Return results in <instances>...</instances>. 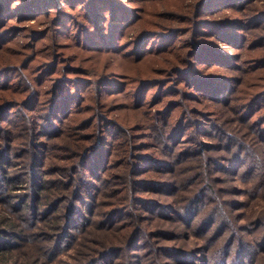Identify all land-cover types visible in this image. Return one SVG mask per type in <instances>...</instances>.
Returning a JSON list of instances; mask_svg holds the SVG:
<instances>
[{
	"label": "rangeland",
	"instance_id": "374dc122",
	"mask_svg": "<svg viewBox=\"0 0 264 264\" xmlns=\"http://www.w3.org/2000/svg\"><path fill=\"white\" fill-rule=\"evenodd\" d=\"M123 1L130 4L133 12L139 13L140 18L118 36L120 45L117 48L107 50L93 44L86 45L76 34L75 27L69 31L71 24L66 33L58 34L50 30L45 34L42 31L48 29L47 22L37 21L34 15V18L18 21L21 26L11 27L8 22L13 23L10 21L14 19L9 17L14 15L5 16L0 12V68L9 64L13 71L7 72V78L6 74L0 75V80L6 81L8 89V92L0 95V108L5 102L18 101V104L13 103L15 108H9L6 113L0 112V151L5 149L0 157V175L1 169L8 170L0 177V217L3 216L7 221L17 219L19 213L28 210L34 176H40L42 180V176L47 175L45 182L56 180L58 183L70 181L73 177L72 187L76 184L81 188L82 181L90 182V188H96L98 205L96 206L94 199L90 197L89 203L92 201L96 209L103 212L106 209L113 210L116 206L121 207L120 201L115 200L116 196H122V193L126 192L128 185L132 184L131 180L137 182L139 194L147 187L143 186L142 180L160 179L162 174L164 176L172 172L169 169L164 170L166 165L162 164L160 166L163 169H156L150 159H159L163 163L169 151L171 154L176 153V149L174 152V148H171L174 144L179 143L178 147L182 148L189 147V144L194 147L201 146L206 148L203 152L214 153L220 145L217 139L218 125L227 133L232 131L247 138L253 146L252 157H264L257 145L259 141H253L256 137L249 131L260 132L264 128V94L262 96L259 92L264 90V0H208L209 2L203 3L200 8L197 6L199 0ZM239 22L245 23H242L241 27ZM209 23H215L213 28H209ZM234 26L238 28L234 29ZM162 27L172 30L164 45L167 49L165 52L153 50V46H156L154 39H147V50L139 54L133 53L132 42L135 34ZM216 27H221L226 36L217 34ZM195 35L204 38L205 46L201 54L196 49L194 52V48H191L193 52L185 51L187 43L193 40ZM187 56V60H183ZM175 66L182 67V70H172ZM186 67L193 70L200 83L210 75L214 78L209 79L214 82L220 79L229 81L235 90L240 87L239 95L228 97L225 93L227 101L213 99L194 81L188 79L183 73ZM19 73L22 78L14 80L13 76L17 79ZM232 76L234 79H231ZM104 78H118L120 83L111 82L115 86L109 90H98L101 94L97 97V86L91 82L100 83ZM73 79L84 81L81 90L83 96L80 101H74L67 112H63L66 114H62V121L72 118L71 121L78 122L76 126L79 138L74 136L67 142L64 134L53 135L44 128L43 119L39 120L38 124V114H31L26 118L33 111L25 110V114L21 111V106L29 102L26 100L29 99L30 93V90H26V81H32L33 85L37 83L41 87L44 92L40 95L41 100L47 96L50 97L47 99H51L58 88L62 87L60 82L55 86L56 81ZM18 81L25 82L20 85ZM15 84L20 85L19 88L13 87ZM62 88L64 89L65 85ZM84 95L90 97L85 100ZM96 101L100 102L98 109L119 121L124 125L121 129H127L128 133L119 132V126L112 123L109 124L110 127L107 124L109 129L106 131L99 129L98 119L89 123L96 114L92 113L88 106ZM34 102H37V98ZM45 105L44 103L43 106L47 108ZM162 105L163 108L158 110ZM45 108L41 106L39 111H44ZM29 121L33 122L32 127L26 124ZM52 121L57 131L64 126V122L62 126L56 118ZM87 121L88 124L84 128ZM180 122L182 130L174 142L171 133ZM249 123L254 124V127L251 128ZM261 125L263 126L259 127ZM113 129H116L114 135ZM33 131H37L36 136L32 134ZM105 135H108L110 142L107 140L106 146L100 152L101 156L94 155L102 158L104 163L95 168L91 166V169L84 166V161H80V155L84 151L78 140L95 143L97 137L103 138ZM128 135H131L130 138ZM9 137L13 138V142L11 147H6ZM226 138L227 136L222 144H227ZM113 140L114 143L110 147ZM67 143L73 149L67 147ZM238 143L235 140L230 144L237 148ZM169 148L171 149L168 150ZM32 153L36 157L34 155V158H31ZM199 153L196 154L195 151L189 157H197ZM241 157L245 164L251 163V156L245 152ZM86 159L89 160V157ZM30 161L36 162L37 168L43 166L41 170H36L37 175L30 170ZM260 163L262 161L259 164L254 163L251 170L248 164L241 168L236 167L239 175L231 172L226 173L228 178L224 177L225 174L216 176V187L222 189L219 194L230 221L233 225L240 226L245 221L241 216H245V224L250 227L248 229H252V240L255 242L262 239L260 237L264 232L262 228H255L257 222L250 221L257 219L259 215L264 216V179L260 181L261 187L257 180L258 175H264V167ZM89 164L93 165V162ZM192 171L195 169L184 170L186 175L193 173ZM259 178L261 180L262 177ZM11 184L14 186L10 191L4 189L5 185ZM143 195L154 197L153 194ZM4 197L6 199L2 200ZM68 202L69 198L63 200L57 207L58 211L66 208ZM128 202L129 208L133 207L136 212L149 217L151 211L147 210L145 204L142 205L137 199H130ZM17 203L19 206L16 207ZM38 204L42 203L38 200ZM6 208L9 211H5ZM149 223L159 224L160 220L150 217ZM166 225L172 227L175 224L167 221ZM2 227H5V224H2ZM92 235L86 233V237ZM84 240L87 241L86 238H83ZM49 264H58V260L51 263L49 261ZM256 264H264V248L260 249Z\"/></svg>",
	"mask_w": 264,
	"mask_h": 264
},
{
	"label": "trees",
	"instance_id": "16d2710c",
	"mask_svg": "<svg viewBox=\"0 0 264 264\" xmlns=\"http://www.w3.org/2000/svg\"><path fill=\"white\" fill-rule=\"evenodd\" d=\"M206 2L209 1H197L198 8ZM131 8L133 7L123 0H0L1 14L5 16L14 15L9 17L14 19L10 21L13 23L8 22L11 27L21 26L18 25V21L31 19L34 16L37 17V21L47 22L48 29L42 31L45 34L50 30L58 34L66 33L69 24H71L69 31L75 27L76 34L80 40L83 39L86 45L93 44L96 47H103L105 50L117 48L120 45L117 40L118 36L124 33L125 28L140 18L139 13H134ZM215 23H209L211 24L209 28H213L212 26ZM242 23L245 22H239V26ZM236 26H234V29L238 28ZM170 29L169 27H162V29L144 30L139 34H135L132 42L133 53L139 54L147 50V44L149 43H145L147 39H154V44L157 47L153 46V50L165 52L167 49L164 45L167 36L172 32ZM222 31L221 27L215 29V32L219 35L224 34V31ZM194 38L187 43L185 51L190 53L196 49L201 54L200 52L205 46L204 38H200L198 35H195ZM191 48H194L193 51ZM183 54L185 55V53ZM187 58L188 56L183 60H187ZM4 66L0 68V75L6 74L7 78V72L12 73L13 71L9 68L11 65ZM174 68L182 70V67L179 66L173 67L172 70ZM188 68H184L183 73L205 93L211 95L213 99L227 101V94L228 97L239 95L240 87L235 90L229 81L220 79L214 82L209 79L214 78L210 75L207 79L201 80L203 83H200L193 70ZM14 75H16L15 71ZM18 76L17 79L13 76L14 80L22 78L21 73ZM61 79L63 78H59V80ZM231 79H234V77L232 76ZM79 80L56 81L55 86L60 82L59 84L62 87L65 85V88L63 89L60 86L51 99H47L50 98L47 96L46 99L41 100L39 99L40 95L44 93L41 87L37 83L33 85L32 81H26V90H30L29 96L26 94L29 98L26 100H29V102H27V105L21 106V111L25 114V110L33 111L26 118L31 114H38V124L39 120L43 119L42 126L44 128L46 127L53 135L64 134L68 139L67 142L74 136L79 138V131H77L78 127L76 126L78 122L71 121L72 118L62 121V114H66L63 112H67L74 101L82 99L81 90L84 81ZM101 80L103 81L100 83L91 82V84L97 86V92L98 90L113 88L115 84L112 85L111 82L120 83L118 78H104ZM159 80L163 81L162 79ZM18 82L21 85L25 81ZM19 86L15 84L13 87L19 88ZM0 87V95L3 92H8L6 81L0 80ZM259 92H261V95L264 94V90ZM100 94L99 92L98 94L95 93V96L98 97ZM89 97L90 95H84V99ZM36 98L37 102L35 103ZM47 101L48 103H46ZM13 103L18 104V101L3 103L0 112L6 113L9 108H15ZM39 103H41L40 106ZM44 103L47 108L43 106ZM99 104L100 102L96 101L95 104L88 106L91 108L92 113L96 114L91 121L89 120V123L98 119L97 127L99 129L106 131L110 127L109 124L112 123L117 127L119 126V132L125 131L128 133L127 129H121L124 128L122 127L124 125H121L119 121L117 122L116 119H112L100 111L98 109ZM7 105L8 107H6ZM37 106L45 108L44 111H39ZM163 106L157 109L160 110ZM54 118L60 121L62 126L64 122V126L58 131L57 127L52 124ZM26 124H30L32 127L33 122L29 121ZM87 124L88 121L85 123L84 128ZM249 126L253 128L254 124L250 125L249 123ZM181 128L182 123L180 122L172 131L173 141L179 137ZM218 129L217 139L220 145L214 153L207 154L203 152L206 148L194 147L189 143V147H178L180 144L177 143V145L171 146V148H174V152L176 149V153L171 154V151H169L163 163L159 159L157 161L156 159H150L154 162L156 169H163L160 166L162 164L166 165L164 170L169 169L172 172L163 176L162 173L165 171H161L162 176L159 177L160 179L142 180L144 182L142 183L143 186L147 187L142 189L139 194L137 192V182L131 180L130 183L132 182V184L128 185L126 192L122 193V196H116L115 200L120 201L121 207L116 206L115 209L110 211L106 209L102 212V210L95 208L98 205L96 203L98 197L95 196L96 188H90V182L82 181L83 187L81 188L76 184L72 187L73 177L70 179L71 183L68 180L58 183L56 180L45 182L44 179L47 175H43L42 180L40 176H34L28 210L19 213L17 219L7 221L3 216L0 217V264H49V261L51 263V261L57 260L58 264H256L260 256V249L264 248V232L260 237L262 238L261 241L257 239L258 241L255 242L252 240V229H248L250 227L245 224L247 219L245 216H241L245 220L242 225L235 226L232 224L224 207V201L219 194L222 189L216 187L218 184L216 176L225 174L224 177L228 178L227 174L236 172V167L241 168L248 164L251 170V167L254 168V163L259 164L261 161L260 164L264 167V157H252L253 146H251L252 143L250 144L247 141V138H243L232 131L227 133L220 125H218ZM114 130L116 129L112 130L113 135L115 134ZM249 131L256 137L253 141H259L257 145L261 148V155H263L264 128L260 132L257 130H255L256 132ZM36 132L33 131L32 134L36 136ZM130 136L128 135L129 138ZM225 136H227L228 142L222 144ZM107 140H109L108 135L103 138L97 137L95 143H84V141L78 140L84 151L80 155V161H84V166L91 169V166L95 168L104 163L102 158H97L94 155L101 156L100 152L106 146ZM235 140L239 142L237 148H233V145L230 144ZM6 142V147H11L13 138L9 137ZM113 143L114 140L110 143V147ZM66 146L73 149L68 143ZM255 149L257 150V148ZM4 150L0 151V157L5 152ZM195 151L196 154L200 152L199 155L189 157ZM244 152L251 156V163L245 164L244 159L241 157ZM34 155L32 153L31 158H34ZM88 157L89 160L86 159ZM91 162H93V165L89 164ZM35 164L36 162L31 163L30 161V170H33L37 175L36 170H41L43 166L37 168ZM185 168H189V170L194 168L195 171L186 175ZM1 170L0 177H3L4 172L8 170ZM237 172L236 174L239 175ZM257 177H262L261 180L257 178L260 184L259 187H261L262 183L260 181H263L264 175H258ZM13 186L12 184L5 185L4 189L10 191ZM143 194H153L154 197H144ZM88 197L94 199L96 206L93 205L92 201L89 203L90 198ZM68 198V206L58 211L57 207L60 203ZM5 199L4 197L2 200ZM130 199H137L142 205L145 204L147 210L151 211L149 217H144L141 215L144 213L136 212L133 207L129 208L128 200ZM38 200L42 203L41 205L38 204ZM17 206H19L18 203ZM5 211H9V209L6 208ZM99 211H101L100 214ZM127 216L131 219H127ZM259 216L257 219L250 221L257 222L255 228L264 230V216ZM150 217L158 218L160 223L150 224ZM167 221L175 225L168 227L166 225ZM250 221L248 222L250 223ZM2 224H5V227H2ZM87 232L93 235L86 237ZM83 238H86L87 241H83Z\"/></svg>",
	"mask_w": 264,
	"mask_h": 264
}]
</instances>
